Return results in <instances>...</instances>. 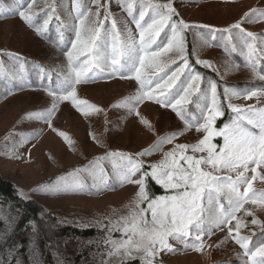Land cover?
<instances>
[{
    "label": "rangeland",
    "instance_id": "1",
    "mask_svg": "<svg viewBox=\"0 0 264 264\" xmlns=\"http://www.w3.org/2000/svg\"><path fill=\"white\" fill-rule=\"evenodd\" d=\"M21 1H24V6L19 5ZM69 1L35 0L31 12L34 14L38 12V8L45 6L50 17L53 13H58L62 23L73 34L70 50L76 41V32L80 29V15H85V30L82 32L85 36L89 34L88 29L100 30L104 22L102 42L106 43L107 39L108 42L106 46L102 43L100 50L102 53H107L109 60L114 35L112 21L116 22L115 29L121 42L126 43L129 35L134 36L138 41L140 29L137 27V21L140 19V12H146L144 20L140 21L144 27L156 18L153 10L147 7L149 2L154 5L171 2L176 10L169 24L156 37L151 51L156 46L163 47L167 44L172 37V24L182 20L189 29L196 28L193 34L198 46L197 57L201 61L210 62L211 68L222 71L228 79L235 80L239 77L232 72V69H235L232 66L233 63L221 50L213 48L210 41L206 42L202 38L201 29L208 27L215 31L227 29L233 35L232 30L236 29L233 25L239 23L238 28L245 32L246 40L241 39V43L246 45L245 51L247 43L254 42L247 36L249 32L255 33V42L264 46L262 43L264 42V19L261 18L264 15V0H71L70 4L78 16L77 19L66 8ZM30 2L31 0H0V8L1 5H8L12 9L8 18L0 17V74L7 69L14 70L10 68V65L16 59L10 61L6 55L2 54L10 49L37 58L34 60L40 58L49 62L48 57L51 55H45L44 41L42 42L31 33L25 23L19 20V11L27 9ZM52 8L55 9L54 12L51 11ZM254 9L258 11L253 13L251 10ZM246 13L249 15L246 16ZM46 20L48 21L49 17ZM158 38H160L159 41H157ZM178 58V53L173 49L162 54L158 60L167 66L172 60H179ZM125 60H127L126 57H121L120 65H118L124 68L122 73L118 72L114 76L110 74L105 79L97 78L96 80L99 81L95 82L92 79L98 71L94 73L96 69L93 68L85 80L75 85L77 99L88 102V105L84 107H78L72 100L55 101L49 93L56 90H48L47 87L44 91L21 88L0 92L1 174L14 182L22 197L38 198L58 218L80 226H96L105 229L104 235L95 241L98 245L97 253L103 264L120 263V257L107 255L111 247L107 241L122 238V232L114 228L113 224L121 221V217L129 215L139 189L135 183H122L121 176L126 174L134 164L140 163L141 170L131 176L132 180H137L145 169L150 171L149 165L160 162L164 154L176 145L196 143L204 133L197 132L195 127L186 130L185 120L191 123L195 119L202 123L201 116L207 115L202 113V105L197 111H191L190 119L186 116L185 119H181L182 121L173 119L174 112L177 113V111L165 105L174 103L183 89L177 95H170L174 97L171 102L167 99L162 102L160 97L152 100L144 99L139 105L133 106L131 105L133 99L125 101V97L140 92V84L136 83L135 78L132 80L135 73L128 71ZM21 64L26 72L25 64L23 62ZM126 64L130 66L128 61ZM65 65L67 69L61 72L64 77L69 70L67 58ZM179 67H183V63ZM153 71L156 69L151 66H147L144 70L145 74ZM15 72L16 70H14L15 77H21L18 72V74ZM63 76L61 78L64 80ZM144 79L145 84H148V76H144ZM189 82L190 80H186L183 88L187 87ZM159 91L157 89V93ZM250 91L264 93V84L239 91L229 87L227 93L232 104L242 109L236 121L247 130L258 132L259 129L254 124H249L244 117L255 119L259 113L264 112V95L247 99L246 95ZM203 94L206 95L200 94L201 100L207 97L208 104H211L212 86ZM216 99L223 113L217 90ZM54 102L58 104V107L49 123L48 110L52 108ZM91 106H96L99 111ZM184 106H179L182 111ZM197 113L198 117H196ZM217 118L213 124L217 132L225 125H232V123H224L219 127L216 125ZM144 120L149 123L145 124ZM181 132L182 134L177 135L172 143H163L158 150H153L148 155H138L145 150L153 149L166 135ZM60 133H66L72 142L69 143ZM212 142L222 146L224 140L222 136H214ZM197 155L200 154L197 153ZM259 171L264 172V167ZM252 174L251 171L248 173V175ZM216 175L226 176L229 173L222 170ZM231 175L235 178L234 173ZM253 188L264 191V181L259 179L254 181ZM243 190L244 188L241 187L240 191ZM171 194L173 190H165L155 197ZM155 197L149 195L150 199ZM219 205H223L225 209L228 208L226 195L214 196L211 203L206 199L205 215L216 216ZM140 207L146 208L147 202ZM248 210L255 214L254 218L258 220L264 218V208L249 205ZM147 215L150 219V213ZM203 240L205 248L202 252H198L185 248L183 243L170 238L169 243L177 251L160 252L155 258L156 262L157 264H213L212 260L230 254V252L220 253L216 250L214 236L205 235ZM192 241L193 237H189L188 243ZM139 264H141L140 259Z\"/></svg>",
    "mask_w": 264,
    "mask_h": 264
},
{
    "label": "snow or ice",
    "instance_id": "2",
    "mask_svg": "<svg viewBox=\"0 0 264 264\" xmlns=\"http://www.w3.org/2000/svg\"><path fill=\"white\" fill-rule=\"evenodd\" d=\"M33 4H35V0L28 3L27 9L19 11V15L26 21L32 19ZM147 7L153 10L156 18H153L151 23L144 27L140 21L144 20L146 12H140V19L137 21V27L140 29L138 41L134 36L129 35L126 43L121 42L115 29L116 22L115 20L112 21L114 35L110 60L106 52H101L100 45L97 43L98 28L88 29L89 34L82 35L85 30V15H80V29L76 32V41L72 44V50L66 53L68 73L57 90L49 93L55 101L72 100L78 107L87 106V101L77 99L75 85L85 80L93 68L99 70L107 66L111 74L116 75L121 71V67H118L121 57L127 58L130 64L128 71H134V78L140 84L139 95L135 98H126V100L134 99V102L138 104L144 99H158V96L164 95L165 89L175 85L184 68L188 67L182 36V29L187 28L188 25L182 20L172 24V37L168 43L160 47L158 51H151L156 37L169 24L172 16L176 14V10L171 2L163 5H154L149 2ZM162 9H166V11H162ZM51 11L54 12L55 9L52 8ZM251 11L255 13L258 10ZM245 15L248 16L249 14L246 13ZM261 18L264 19V15ZM44 23L47 25L48 21L45 20ZM239 26V23L233 25L237 28ZM247 36L253 41L256 39L255 33L249 32ZM173 49L182 60L183 67L177 68L162 83L156 84L155 88L143 91L146 83L144 79L145 68L151 66L157 72L163 71L166 64L159 61L158 57ZM256 52L257 48L254 42L247 45L249 66L253 68L254 65L251 60ZM81 57H83L82 60ZM198 62L211 67L210 62ZM200 79L199 74L191 76L190 82L187 87L183 88L179 98L174 103L165 105L176 110L182 120L185 119V115L179 106L191 102V96L199 90L198 82ZM157 89L160 90L159 93H157ZM58 92L61 94L58 95ZM258 95H264V93L250 91L246 98L251 99ZM202 103L201 111L207 113L206 116H201L203 122L200 123L193 119L189 123L188 120H185L186 130L195 127L197 132L204 133L201 139L193 144L176 145L171 151L164 154V158L160 162L149 165L150 171L143 172L137 180H132L131 176L141 170L142 165L140 163L134 164L126 174L121 176L122 183H135L139 189L129 215L121 217L122 223L117 221L113 224L114 228L122 232V238L107 241L111 245L107 255L120 257V264H123L125 260L132 261L137 258L141 260V264H157L155 258L160 252L177 251L169 243L170 238L183 243L185 248L202 252L205 248L203 237L211 235L213 229L223 230V227L228 228L229 236L244 249L243 255L248 257L245 264H249V262L250 264H264V243L254 249L250 248L249 237L240 234V229L247 227V224L243 219L237 217V213L241 209H245V205L249 202L264 208V191H257L253 188L254 181L258 179L264 181V172L259 171L264 167V112L259 113L255 119L244 117L249 124H254L259 129L258 132L247 130L238 121H233L232 125H225L223 129L217 132L214 130L213 124L215 119L223 113L216 99L215 84L212 85L211 104H208L207 97L203 98ZM57 107L58 104L54 102L52 108L48 110L47 119L49 123ZM91 107L99 111L96 106ZM229 107L238 114L242 111L236 105L230 104ZM136 114L139 115V112L136 111ZM143 122L149 123L147 120ZM60 134L69 143L72 142L66 133ZM180 134L182 132L168 134L161 138L153 149L145 150L138 155H148L151 151L158 150L163 143H172L175 137ZM214 136L223 137L222 146L212 142ZM182 161L183 163H181ZM222 170H226L229 175H216ZM250 171L253 173L252 175H248ZM232 173L235 174V178L231 175ZM149 177L165 190H173V194L150 199L146 190V180ZM241 187L244 188L243 191H240ZM219 194L227 196L228 208L225 209L223 205H219L216 216L205 215V200L207 199L211 203L212 198ZM145 202H147V207L141 208L140 205ZM148 213H150V219ZM245 214L255 215L247 209H245ZM233 221H236L234 226ZM251 224H260L264 227V221L255 218L251 220ZM189 237H193L192 243H188Z\"/></svg>",
    "mask_w": 264,
    "mask_h": 264
},
{
    "label": "trees",
    "instance_id": "3",
    "mask_svg": "<svg viewBox=\"0 0 264 264\" xmlns=\"http://www.w3.org/2000/svg\"><path fill=\"white\" fill-rule=\"evenodd\" d=\"M70 1L66 8L77 19L78 16L75 10L72 9ZM24 4V1L19 2L21 6H24ZM11 11L12 9L8 5H1L0 17L8 18L11 15ZM48 17V23L45 25L44 21ZM19 20L25 23L31 33L42 42L44 41L45 55L50 54L51 57H48L49 62L47 63L40 58L34 60L37 58L24 54V52H16L11 49L2 52L10 61L16 59V61L11 62L10 68L12 67L16 70L15 73H19L21 77H15L14 70L11 69H7L4 73L1 72L0 92L1 90L8 92L11 89L14 91L21 88L44 91L46 87L48 90H57L63 81L61 72L67 69L65 65L66 53L70 51L69 46L73 34L62 23L59 14L53 13V16L50 17V14L45 10V6L38 8V12L32 14L31 21H26L21 16ZM104 24L103 22L97 40L100 47L102 43L106 46L108 42V39L106 43L102 42ZM195 29L187 27L182 30L188 67L184 68L175 85L167 89L163 96H158V99L162 97V102L166 101V99L169 102L173 101L174 97L172 96L182 91L185 81L190 80L191 76L199 74L201 78L198 83L199 90L193 93L191 102L184 106V115L189 118L191 111H197L198 107L203 105L201 96L206 95L203 93L215 84L218 99L223 108V115L217 118L216 125L221 127L224 123L231 124L236 121L241 112L238 114L229 107L230 104H233L228 97L227 91L229 87L239 91L264 84V79H262L264 77V51H262L264 46L254 41L257 52L251 60L254 65L253 68L249 66V57L247 50L245 51L246 45L241 43L242 40H246L245 32L241 28L236 27V29L232 30L233 35L223 29L216 31L209 27L203 28L204 30L201 29L202 38L206 42L210 41V45L213 48L221 50L233 63L232 66L235 69H232V72L239 78L231 80L222 71L198 62L201 60L197 57L198 46L193 34ZM159 40L160 38L157 39V41ZM249 41L251 42V40ZM159 48L156 46L153 51H157ZM178 59L172 60L163 71L146 73L145 77L148 76L149 82L145 84L143 91H149L155 88L156 84L162 83L164 79H167V76L171 75L182 63L180 57ZM21 62L25 64L26 72L22 68L24 66H22ZM126 63L127 60H125V66L127 68L130 67ZM123 69L121 67V73L124 71ZM96 71H98V74L93 76L92 79L95 82L99 81L96 80L97 78L105 79L106 76L111 74L107 66L99 70L96 69L94 73ZM132 80H135L134 77ZM135 81L139 85L138 81ZM57 94L61 93L58 92ZM138 95L139 92L129 95L125 97V101L131 100H126V98H135ZM140 103L136 104L133 99L131 105L137 106ZM198 116L197 113L196 117ZM173 119L181 120L180 116L175 112ZM146 185L151 197L165 192L164 188L151 177L147 178ZM249 205L252 204L250 202L246 204L245 209L248 210ZM245 209H241L237 213V217L243 219L247 224V227L240 229V234L249 237V247L254 249L264 241V227L260 224H251L254 216L246 215ZM260 221H264V218L260 219ZM235 223L236 221L232 222L233 226ZM104 233L105 229L96 226H80L58 218L38 198L22 197L14 182L5 178L0 172V264H103L100 255L97 253L98 245L95 241L102 237ZM207 236H214V246L218 252H230L229 255L219 256L212 260L213 264H245L248 257L243 255L244 249L241 248L240 244L229 236L227 227H223V230L213 229L211 235ZM123 264H139V258L132 261L125 260Z\"/></svg>",
    "mask_w": 264,
    "mask_h": 264
}]
</instances>
